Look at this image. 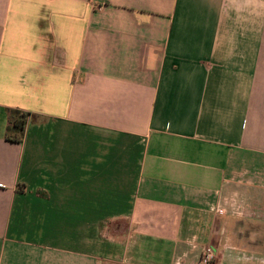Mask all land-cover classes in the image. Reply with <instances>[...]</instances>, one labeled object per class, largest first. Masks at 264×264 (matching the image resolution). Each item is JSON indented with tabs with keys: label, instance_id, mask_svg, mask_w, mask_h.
<instances>
[{
	"label": "crops",
	"instance_id": "crops-1",
	"mask_svg": "<svg viewBox=\"0 0 264 264\" xmlns=\"http://www.w3.org/2000/svg\"><path fill=\"white\" fill-rule=\"evenodd\" d=\"M208 245L264 264V0H0V264Z\"/></svg>",
	"mask_w": 264,
	"mask_h": 264
},
{
	"label": "trees",
	"instance_id": "trees-1",
	"mask_svg": "<svg viewBox=\"0 0 264 264\" xmlns=\"http://www.w3.org/2000/svg\"><path fill=\"white\" fill-rule=\"evenodd\" d=\"M29 113L18 109H10L8 114V125L6 137L11 141H21L24 137Z\"/></svg>",
	"mask_w": 264,
	"mask_h": 264
},
{
	"label": "built area",
	"instance_id": "built-area-1",
	"mask_svg": "<svg viewBox=\"0 0 264 264\" xmlns=\"http://www.w3.org/2000/svg\"><path fill=\"white\" fill-rule=\"evenodd\" d=\"M200 264H217V253L213 246L208 245L205 247L201 255Z\"/></svg>",
	"mask_w": 264,
	"mask_h": 264
}]
</instances>
